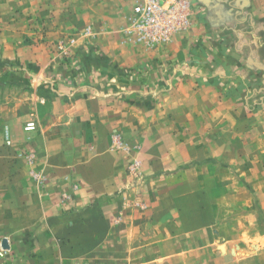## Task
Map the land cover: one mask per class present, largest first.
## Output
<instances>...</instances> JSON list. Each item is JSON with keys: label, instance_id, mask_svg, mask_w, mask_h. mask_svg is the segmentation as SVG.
I'll return each mask as SVG.
<instances>
[{"label": "crops", "instance_id": "obj_1", "mask_svg": "<svg viewBox=\"0 0 264 264\" xmlns=\"http://www.w3.org/2000/svg\"><path fill=\"white\" fill-rule=\"evenodd\" d=\"M187 1L190 27L164 47L142 51L116 46L101 37L94 39L101 50L115 58L118 67L126 70L125 75L139 73L144 85L152 84V72L158 73L160 81L164 79L165 87L156 90L160 103L152 114L158 119L170 114L171 119L149 130L134 121L139 116L134 117L137 109L128 97L135 92L131 77L121 92L100 86L96 75L83 79L77 72L65 70L66 66L53 67L57 61L51 55L50 37L67 32L62 13L67 2L48 0V70L39 73L31 95L35 114L31 120L36 132H24L22 123L14 129L10 116L2 118L11 137L15 130L13 137L19 138L14 148L34 151L38 168L45 175L40 178L48 181L40 193L48 196L47 203L40 210L35 206L32 216L26 219L21 215V198L33 196L35 190L30 186L35 184L28 173L20 171L23 167L19 160L11 162V173L0 170V240H8L13 264H63L66 258L62 249L53 245L54 222L48 220V243L32 231L47 224L46 217L54 212L53 203L65 190L66 176L84 186L80 192L83 204L92 197L116 192L115 182L125 162L107 153L115 131L127 141L141 137L142 147L153 149L151 155L163 165L174 170L188 166V171L164 178L168 183L158 179V192L176 189L187 180L191 184L189 196L203 195L207 200L203 207L214 213L198 224V207L192 204L188 208L191 222L187 224L178 216V206L154 205L156 218L152 222L157 219L160 252H164L165 245H173L172 252L178 254L187 250L196 255L201 249L204 261L210 264L217 260L220 264H264V0ZM0 45L5 58L40 59L33 52H20L6 39ZM41 82L43 92L37 95L35 89ZM142 95L146 97L147 92ZM138 113L140 117L150 116L143 110ZM149 133L157 134L153 142L147 141ZM76 162L80 166L74 168ZM215 195L220 199H213ZM148 219L142 215L135 227L129 222V235L137 232L132 243L148 242L142 237ZM94 223L80 219L58 228L85 229L94 227ZM23 233L29 236H19ZM201 234L204 236L198 240ZM62 236L68 237L66 232ZM116 241L115 236L110 244ZM215 241L222 244L218 252L213 249ZM129 242L127 238V246ZM113 256L117 264L116 254ZM125 257L128 262L130 253Z\"/></svg>", "mask_w": 264, "mask_h": 264}, {"label": "rangeland", "instance_id": "obj_2", "mask_svg": "<svg viewBox=\"0 0 264 264\" xmlns=\"http://www.w3.org/2000/svg\"><path fill=\"white\" fill-rule=\"evenodd\" d=\"M30 1L0 0V42L6 39L13 43L20 52L30 51L40 58L33 60L23 56L5 58L3 57L5 53L2 51L4 48L0 45V159H4L0 170H4V173H11L13 171L11 162L19 160L23 167L20 171L28 173L31 181L35 184L33 187L30 186L31 190H35L34 195L21 198V202H23L21 215L26 219L28 216H32L35 206L37 210H40L43 203H47L45 199L48 196L40 195V193L43 194L42 187L48 181H45V178H40L43 171L38 168V159L34 151L14 148V141L19 138L13 137L16 134L15 130L11 137L9 129L2 125L4 123L2 118L10 116L14 121V129L22 123L24 132H36L35 124L32 131H27L25 127L27 123L33 122L31 119L35 118V114L32 112L34 101L31 98L34 92L33 84H37L40 72L42 74V71L48 70V0H40L36 4L30 3ZM66 2L67 5L63 6L62 13L65 18L63 24L66 26L67 32L63 35L62 32L50 37L53 46L51 55H54V60L57 61V65L54 64L53 67L58 69L61 66H66L65 70L69 68V70L77 72L83 79L96 75V81H99L100 86L112 87L115 90H121V92H124L128 87L125 81L131 77L134 82L131 87L135 92L128 97L131 98L133 108L137 109L134 110V117L139 116L134 118V121L150 130L156 125L170 120V114L160 119L152 114L160 103V99L156 97L158 92L156 90L165 87L164 79L160 81L158 73L152 72L149 75V81L152 84L144 85L139 81V73L133 76L131 73L128 76L125 75L126 70L118 67L115 58L101 50L94 39L101 37L116 46L153 51L169 44L174 36L171 41L152 47L136 42L133 37L125 34L124 30L129 24L128 21L132 13V0H66ZM10 53L14 54L13 51ZM44 59L46 62L41 63ZM182 76L184 77V75ZM41 87H43L42 82L35 89L37 95L43 92ZM142 92H147L146 97L142 95ZM140 110L149 112L150 116L140 117V113H138ZM156 135L149 133L147 141L153 142V137L155 138ZM20 141H24V138H21ZM153 151V149L145 150L142 147L141 137L127 141L121 133L113 132L110 136L107 153L120 156L125 162L122 175L117 176L115 182L116 192L94 199L92 197L91 201H86L83 204V194L80 192L85 189L84 186L77 179L72 180L66 176L63 182L65 190L53 203L54 212L46 217L47 224L39 225L32 231V234L40 236L44 240L43 242L48 243V232L50 231L48 230V220L51 219L54 226H57L53 227V231L51 230L53 245L57 246V249H62L66 258L63 264H114V254L117 257V264H210V262L204 261L201 249L196 252V255L188 254L187 250H184L182 254L173 253L175 252L173 245H165L163 253L157 249L160 244L155 228L157 219L152 222L156 218L154 205L178 206L181 209L178 216L181 215L184 218V223L187 224L191 222L188 208L192 204H196L198 207V213H196L200 217L198 224L205 222V219L207 220L214 213L212 214L203 207L207 205V200L203 195L189 196L191 184L187 180L181 181V185H177L176 189L170 191L166 189L165 193L158 192V179L164 181V178L184 173L188 166H178L174 170L172 166L163 165L162 160L151 155ZM76 160L80 161V158ZM79 166L76 162L74 168ZM169 184L171 185V183ZM213 199H220V197L215 195ZM93 206L99 208L100 211L97 212ZM199 208L202 211H199ZM142 215L147 219L151 218L148 219L149 225L142 236L148 242L132 243L137 232L129 235L132 231L129 229L131 227L129 222H134L135 227V223ZM166 215L168 214L166 213ZM80 219L94 221V227L85 229L80 227L58 228ZM262 222H264L263 219ZM62 232H66L68 237L62 236ZM19 236L26 238L29 233ZM115 236L116 244L115 242L110 244V240H114ZM202 236L204 234L198 235L197 239L200 240ZM136 237L141 240L139 236ZM127 238L130 240L128 246ZM3 241L8 249L3 248ZM221 248L222 244L215 241L214 251L218 252ZM0 253H2L0 264H13V253L11 254L10 244L6 238L0 240ZM128 253L131 257L126 262L125 256ZM214 263L220 264V261L217 260Z\"/></svg>", "mask_w": 264, "mask_h": 264}, {"label": "built area", "instance_id": "obj_3", "mask_svg": "<svg viewBox=\"0 0 264 264\" xmlns=\"http://www.w3.org/2000/svg\"><path fill=\"white\" fill-rule=\"evenodd\" d=\"M132 13L125 34L146 46L165 44L190 27V5L187 0H132ZM33 122L27 131L34 130ZM2 253H0V256Z\"/></svg>", "mask_w": 264, "mask_h": 264}, {"label": "water", "instance_id": "obj_4", "mask_svg": "<svg viewBox=\"0 0 264 264\" xmlns=\"http://www.w3.org/2000/svg\"><path fill=\"white\" fill-rule=\"evenodd\" d=\"M3 248H5V249H8V246L6 245V243L3 241Z\"/></svg>", "mask_w": 264, "mask_h": 264}]
</instances>
